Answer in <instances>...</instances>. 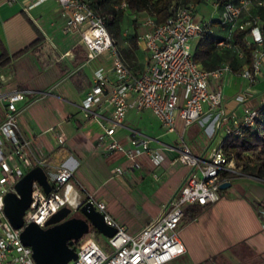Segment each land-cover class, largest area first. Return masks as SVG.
<instances>
[{
	"label": "built area",
	"instance_id": "obj_1",
	"mask_svg": "<svg viewBox=\"0 0 264 264\" xmlns=\"http://www.w3.org/2000/svg\"><path fill=\"white\" fill-rule=\"evenodd\" d=\"M15 0H9L13 3ZM49 0H30L28 8ZM59 8L65 34H77L85 50L86 62L107 54L110 59L112 79L104 77L102 69L93 72L92 86L80 104L79 110L84 119L93 117L92 107L105 100L111 108L108 127L103 136L109 142L105 150L121 154L129 162L131 169L138 167L137 159L148 157L153 167L164 160L163 148L151 149L150 139L130 131L129 147L123 149L112 139L114 130L127 110L149 111L165 133H174L176 121L182 128L196 123L204 114L213 113V131L221 132L224 138H240L246 130L253 129L258 111L243 107L239 118L229 116L222 107L221 90L210 88L224 73L236 76L246 83L245 89L233 101L244 105L250 94L247 89L261 77L264 58V0H232L218 5L212 3L218 13L217 20L226 29L225 38L215 44L216 48L231 49L229 38L234 32L243 33V46L252 47L250 66L232 74L227 65L205 71L192 59L190 45L202 35L211 34L210 20H194L188 8H178L162 24H155L144 17L140 22L142 32L136 44L145 53L147 64L138 71L125 65L108 35L104 18L90 9L84 0H52ZM124 3L119 9H124ZM234 48V47H233ZM237 59L243 60L241 52ZM25 92L9 91L0 93V264H33L31 251L21 244V229L13 230L2 214V198L14 193L15 183L32 167L42 170L45 161L28 157L29 141L20 138L18 116L29 105L17 109V104L25 103ZM260 103L258 107H262ZM214 133V134H215ZM58 146L65 137L62 132L54 134ZM99 145L103 143L98 139ZM221 141L200 156L191 154L183 143L181 134L177 145L169 149L174 157L169 165H179L187 170L175 194L162 207L160 215L143 226L136 234H129L125 227L116 224L105 212V206L91 196L79 199L71 185L72 172L56 168L51 176L47 174L50 192L44 195L41 188L32 182L30 204L22 216L23 227L33 224L45 229V222L58 210L66 208L75 214L82 204H89L102 216L106 226L115 230L106 239L105 250L97 246L86 235L71 244L76 259L67 264H168L181 256L184 249L176 237L178 226L183 218V207H205L218 201L219 186L229 184L231 178L244 177L231 159H227L221 149ZM168 149V148H167ZM113 175H121L119 168L112 170Z\"/></svg>",
	"mask_w": 264,
	"mask_h": 264
},
{
	"label": "crops",
	"instance_id": "obj_2",
	"mask_svg": "<svg viewBox=\"0 0 264 264\" xmlns=\"http://www.w3.org/2000/svg\"><path fill=\"white\" fill-rule=\"evenodd\" d=\"M29 1L15 0L9 3V0H0V9H3V12L0 11V51L8 57L21 52L0 72V93H26L25 103L17 104L16 107L21 110L30 103L17 120L19 137L28 140L29 146L32 145L27 155L31 160L34 157L45 161L43 171L48 176L56 168L71 171L70 183L79 199L93 197L104 204L106 214L112 221L125 227L129 234H136L160 215L162 207L175 194L187 174L184 167L169 165L174 157L169 149L176 147L178 134H181L187 147L184 140H194L198 127L205 126L207 137H211L214 115L207 113L203 107L204 114L196 123L184 129L176 121L175 132L164 133L154 117L160 131L140 121L124 124L128 113L151 114L149 111L127 110L120 127L114 130L112 139L126 149L129 147L130 131L135 132L151 140L148 144L151 149L163 148L164 155V160L156 167L150 164L147 156L142 155L137 159L138 167L131 169L123 155L105 150L109 140L103 136V129L108 127L111 118V108L105 100L92 107L93 117L84 119L79 110L92 86L95 70L102 69L104 77L112 79L108 55L103 54L105 57L100 64L92 66L91 62L87 63L78 36L63 32V20L59 17L57 5L49 0L28 8ZM29 12H34L40 22L43 16L53 14V20L59 24L55 27L53 20L47 18L41 22L42 30L35 24V20L28 18ZM58 30L61 37H76L61 43L58 48L45 34L59 36ZM115 47L125 65L138 71L146 66L147 57L137 44L136 50L130 53L125 40L121 46L117 43ZM33 63L43 69V80L36 77ZM226 77L221 78L220 84L234 92L225 94L223 98L231 100L239 92L240 83L234 75ZM262 82L263 77H260L254 84ZM253 86L247 89L248 93ZM216 87V84H210L211 89ZM220 90L222 96L223 90ZM42 93L47 94L39 99ZM27 95L32 96V99H27ZM253 97L250 94V99L242 106L248 107L246 104ZM260 103H264V100L250 108L256 109ZM243 107L232 101L224 103L225 112L234 118H237V111L240 115ZM1 116L0 110V120ZM58 131L65 137L62 146H58L54 140V134ZM99 138L103 140L101 145ZM190 152L200 156L204 151L201 149L194 152L190 149ZM116 168L121 170V175L112 174ZM145 171L150 173V179L156 185L150 183L138 191L135 185L140 181L141 186L144 184L147 177ZM240 178L251 181L247 190L235 186L234 192L218 194V201L214 204L183 210L176 237L184 252L168 264H264V182L246 176ZM104 199L115 207L109 208Z\"/></svg>",
	"mask_w": 264,
	"mask_h": 264
},
{
	"label": "trees",
	"instance_id": "obj_3",
	"mask_svg": "<svg viewBox=\"0 0 264 264\" xmlns=\"http://www.w3.org/2000/svg\"><path fill=\"white\" fill-rule=\"evenodd\" d=\"M92 11L104 18V25L113 45H117L119 26L125 12L134 15H144L152 19L155 24L164 23L178 8H188L190 13L196 11L197 7L206 3L222 5L232 0H84ZM124 3L125 8L119 9ZM131 34L125 39L128 52L136 50V41L139 27L135 19L130 22ZM211 34L202 35L194 44L192 51L193 61L205 71L214 70L222 65H227L232 74L238 73L243 68L250 66V53L252 47L243 46V33L234 32L229 38L231 49L216 48L215 44L225 38L226 29L220 25L218 20H211ZM35 44L32 43L27 49ZM234 47V48H233ZM237 52H241L243 60L237 59ZM21 52L10 57L2 50L0 51V72L9 63L19 56ZM258 118L255 127L246 130L240 138H224L221 141L223 155L231 159L240 172L249 178L264 182V103L257 107ZM239 177L231 178L238 179ZM74 217L78 218L77 214ZM185 217V216H184ZM96 233V232H95ZM71 246V244H70ZM105 250V247L103 248Z\"/></svg>",
	"mask_w": 264,
	"mask_h": 264
},
{
	"label": "water",
	"instance_id": "obj_4",
	"mask_svg": "<svg viewBox=\"0 0 264 264\" xmlns=\"http://www.w3.org/2000/svg\"><path fill=\"white\" fill-rule=\"evenodd\" d=\"M36 183L44 195L50 192V185L44 171L32 167L14 185V193H7L2 198V214L13 230L21 229L19 240L31 251L33 264H67L76 259L70 244H75L89 229L94 230L105 239L111 238L115 230L106 226L102 216L92 207L82 204L75 214L70 215L66 208L58 210L44 224L45 229H39L33 224L23 227L22 216L31 200V184ZM229 184H221L219 190H225Z\"/></svg>",
	"mask_w": 264,
	"mask_h": 264
},
{
	"label": "rangeland",
	"instance_id": "obj_5",
	"mask_svg": "<svg viewBox=\"0 0 264 264\" xmlns=\"http://www.w3.org/2000/svg\"><path fill=\"white\" fill-rule=\"evenodd\" d=\"M1 12H3V9H0ZM53 17V18H52ZM145 16L144 15H139V16H134V15H131L127 12H125L122 16V21L120 23V26H119V31H118V39H117V43L119 44V46H121L124 42V40L131 34V26H130V22L135 19L137 24H138V27H139V23L141 22V20L144 18ZM193 17H194V20L196 21H199V20H203V21H209L210 19L211 20H217V17H218V13L213 9L212 5L210 3H206V4H203V5H200L199 7H197L196 11L193 13ZM28 18L33 21L35 20V24H37L38 27L42 28V30H44L43 28V25L41 22H45L47 18H51V20L54 19V16L53 14H47L45 15V17L43 16L41 19V22H40V19H37L35 18L34 16V12H29V15H28ZM48 20V19H47ZM53 23L55 24V27L58 26L57 24V21L55 22V20H53ZM59 31V30H58ZM142 32V29L139 27L138 29V35ZM44 33V32H43ZM47 36H48V39L49 41L52 42V44L56 45L58 48L60 47L61 43L65 42V41H68V40H74V38L76 36H68V37H61L60 36V31H59V36L56 35V36H52L50 35L49 33H45ZM77 35V34H76ZM78 36V35H77ZM194 43L195 42H192L191 45H190V50L193 51V47H194ZM105 55H102V56H99L97 57L96 59L92 60V61H89L87 63H90L91 62V65H95V64H100V61L103 60L102 58H104ZM34 61H36V59L34 58L33 59ZM105 60V59H104ZM33 68L34 70L37 72V76L38 77V80L40 79H44V71L43 69H41L40 67H38V65L36 63H33ZM226 76H231L230 74L228 73H224L222 75V79L225 78ZM261 77H263V82L262 83H256L254 84L252 90H249V94L253 95L254 97L252 98V100L250 101V103L246 104V106L248 107H255L256 106V103H258L259 101L261 100H264V59L262 61V66H261ZM227 78V77H226ZM237 78V77H236ZM221 80V79H220ZM220 80L218 82H216V85L217 87H219L220 89L223 90V95L221 96L222 98V107L224 108V103H227V102H234L233 101V98L239 94L240 92H242L246 87V83L242 80H240L239 78H237V80L239 81L240 84H238L239 86V92H237V94H234L230 99L231 100H225L223 97L225 94H233L234 90L230 89V90H227V87L226 85L225 86H222V84H220ZM224 87V88H223ZM252 87V86H251ZM250 87V88H251ZM47 93H42L40 96H39V99L42 98V96L44 97ZM27 99H32V96L30 95H27ZM70 101V100H69ZM240 107H243L242 105H240ZM235 112V111H234ZM238 112V113H237ZM235 112V114L237 115V118H239V111ZM234 114V116L236 117V115ZM140 121L141 124H146V126H148L149 128H153V129H158V131H160L161 129L158 127L156 121L154 120L153 116L147 112H143V113H139V115H134L132 113H128L127 116H126V119H125V123L124 124H134V123H138ZM162 132H164L162 130ZM143 133V131H142ZM147 133V132H145ZM165 133V132H164ZM213 131V136L211 135V137H207V134H206V131H205V126L203 127H198L197 129V134L196 136L194 137V140L192 141H187L186 139L184 140L185 143H187L188 145V148L189 150L192 149L194 152L196 151H200L202 149V152H206L208 153L210 150H212L213 148H215L219 142L221 141L223 135L221 132H217L215 133ZM148 134V133H147ZM31 149H32V145H30ZM203 152V153H204ZM145 174H146V180L144 182V184H142L141 186V181L138 182L135 186H136V189L138 191H141L142 187L145 186V185H148V184H153V185H156L155 183H153L150 179V173L149 172H146L145 171ZM234 179H232L230 182V187L226 188L225 190H219L218 194L220 193H226V192H234V187L235 186H238L239 188L243 189V190H247V188L249 187V184L251 183V181L245 179V178H239L238 181L234 182L233 181ZM104 202L106 205H108L109 208H113L115 207L114 204H112L111 202H109L108 200L104 199ZM187 208V209H196L197 207L196 206H186V207H183V210ZM105 212H106V208H105ZM87 238H90L97 246H99L100 248H104L105 247V244H106V239L101 237L98 233H95L94 230L92 229H89L87 235H86Z\"/></svg>",
	"mask_w": 264,
	"mask_h": 264
}]
</instances>
